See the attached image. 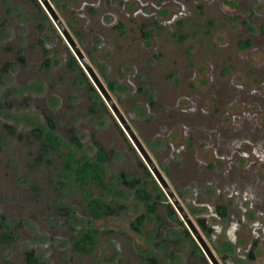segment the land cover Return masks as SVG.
Instances as JSON below:
<instances>
[{
  "label": "rangeland",
  "instance_id": "rangeland-1",
  "mask_svg": "<svg viewBox=\"0 0 264 264\" xmlns=\"http://www.w3.org/2000/svg\"><path fill=\"white\" fill-rule=\"evenodd\" d=\"M49 2L217 261L264 264V0ZM0 103V264H27V251L41 264H211L33 0H0ZM44 128L57 147L35 135ZM95 141L101 184L80 186L73 169L96 160ZM93 198L113 212L93 218ZM217 203L229 206L224 228ZM88 228L99 230L93 251L75 250Z\"/></svg>",
  "mask_w": 264,
  "mask_h": 264
},
{
  "label": "trees",
  "instance_id": "trees-1",
  "mask_svg": "<svg viewBox=\"0 0 264 264\" xmlns=\"http://www.w3.org/2000/svg\"><path fill=\"white\" fill-rule=\"evenodd\" d=\"M33 1L37 4L39 8H41V4L38 2V0H33ZM263 30H264V25H263ZM240 45L248 46L250 45V41L240 42ZM71 64L77 65V61L73 57L71 58ZM110 88L113 89V87H110ZM0 106H1V103H0ZM6 127L10 133H14V130L10 125H7ZM50 129L44 128L42 131L40 129L35 130V135L38 137H44L46 141H48L50 144L57 147L60 144V140L55 135V133ZM74 143L77 146H80V142L76 138L74 139ZM95 145L97 146V149H98L96 160L95 161L84 160L79 164V166L73 169L74 179L80 186H89L94 183L101 184V175H100L101 169H100L98 162H104L107 159V155L104 149L102 148V144L100 142L95 141ZM143 167L146 170V172L150 174V176H152L148 168L145 165H143ZM125 183L128 184L129 186H134L136 183V180L125 182ZM136 195L144 203H148L152 199L151 194H149V192L143 187H138L136 189ZM154 207H155L154 203L149 202V204L146 206V211L148 213H152L154 211ZM88 209H89L90 215L96 219L101 218L103 216L110 215L113 212L112 207L108 203L100 199H95V198L90 199L88 201ZM219 211L221 214L225 215V208L219 207ZM144 217L145 215L142 214L136 218V221H135L136 230H138L139 225L142 224ZM197 221L199 225L205 231H207L205 220L203 218H197ZM98 234H99L98 229L88 228L82 233V235L77 240L74 241L73 243L74 249L77 251L83 252V253H91L96 245ZM26 261H27V264H41L38 261V259L34 256V253L32 251L26 252Z\"/></svg>",
  "mask_w": 264,
  "mask_h": 264
},
{
  "label": "water",
  "instance_id": "water-1",
  "mask_svg": "<svg viewBox=\"0 0 264 264\" xmlns=\"http://www.w3.org/2000/svg\"><path fill=\"white\" fill-rule=\"evenodd\" d=\"M39 2L44 6L45 10L49 13L50 17L58 27V29L61 31L62 35L66 39L68 45L72 49V51L75 53L76 57L80 60L82 66L85 68L86 72L90 76L91 80L95 84L98 91L101 93V95L104 97L110 108L112 109L114 115L117 117L119 123L121 124L123 130L126 132L128 138L130 139L131 143L134 145L146 165L148 166L149 170L155 177L156 181L160 184L162 190L165 192L167 197L169 198L170 202L173 204V206L176 208L178 213L181 215L182 219L186 223L189 230L194 234L196 237V240L202 247L203 251L206 253L208 258L210 259L212 264H220L215 256L213 255L211 249L208 247L207 243L203 239L202 235L200 234L199 230L197 229L196 225L193 223L191 218L189 217L188 213L180 203L177 195L171 188V186L168 184L167 180L163 176V174L160 172V170L157 168L155 162L149 155L148 151L136 135V133L133 131L127 120L125 119L124 115L121 113L113 99L111 98L109 92L107 91L106 87L102 83V81L99 79L93 68L88 63L87 59L81 52L80 48L76 44L75 40L69 33V31L64 26L63 22L55 12L54 8L50 4L49 0H39Z\"/></svg>",
  "mask_w": 264,
  "mask_h": 264
},
{
  "label": "flooded vegetation",
  "instance_id": "flooded-vegetation-1",
  "mask_svg": "<svg viewBox=\"0 0 264 264\" xmlns=\"http://www.w3.org/2000/svg\"><path fill=\"white\" fill-rule=\"evenodd\" d=\"M161 13H165V10L164 9H162L161 11H160ZM263 25H264V23L261 25V31H262V33H264V30H263ZM58 28V27H57ZM67 29V28H66ZM243 41H250V45H251V40L250 39H246V40H243ZM243 41H240V42H243ZM240 42H239V45H240ZM250 45H248V46H250ZM241 46V45H240ZM241 47H247V46H241ZM147 168H148V166H147ZM148 170H149V168H148ZM151 172V171H150ZM161 172V171H160ZM162 173V172H161ZM163 174V173H162ZM164 176V175H163ZM165 177V176H164ZM155 178V177H154ZM168 182V181H167ZM159 184V183H158ZM169 184V183H168ZM160 185V184H159ZM161 188V187H160ZM172 188V187H171ZM173 189V188H172ZM174 191V190H173ZM167 196V195H166ZM219 207H223V208H225V215H223V214H221L220 213V211H219ZM176 209V208H175ZM215 210H216V213H217V216H216V218H214V219H218L219 220V223H220V225L222 226V228H224V222L225 221H228L229 220V218H230V211H229V206L227 205V204H224V203H217L216 205H215ZM177 213H178V211H177ZM179 214V213H178ZM252 214V210H250V209H248V210H246L245 211V213H244V215L246 216L245 217V221H242V219L240 218L239 219V223H241V224H247L248 223V221L250 220V217L252 216L251 215ZM180 215V214H179ZM181 216V215H180ZM197 218H202V217H197ZM204 219V218H203ZM205 220V219H204ZM244 222V223H243ZM197 223H198V221H197ZM205 224H206V228H207V231H205L200 225H199V223H198V225H199V227L202 229V231L205 233V234H207L208 236L210 235L209 234V232L210 231H212L211 229L213 228L212 226H210V225H212V223L210 224V225H208L207 223H206V220H205ZM187 226V225H186ZM197 227V226H196ZM189 229V228H188ZM198 229V228H197ZM199 230V229H198ZM191 232V231H190ZM200 232V231H199ZM191 234L193 235V237L196 239V237L194 236V234L191 232ZM201 234V233H200ZM236 244L235 243H233V242H231V244L229 245V247L227 248L228 250H234V251H236ZM202 248V247H201ZM203 250V249H202ZM211 262V261H210ZM234 262L236 263V264H245L247 261H246V259H243V258H238V257H236L235 259H234ZM226 264H227V262H225ZM212 264V263H211Z\"/></svg>",
  "mask_w": 264,
  "mask_h": 264
}]
</instances>
